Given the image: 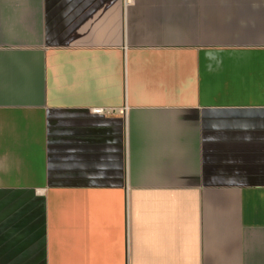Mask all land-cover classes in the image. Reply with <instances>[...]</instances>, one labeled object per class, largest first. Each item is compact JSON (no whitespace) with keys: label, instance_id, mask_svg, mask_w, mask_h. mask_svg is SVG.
<instances>
[{"label":"crops","instance_id":"0c3cea01","mask_svg":"<svg viewBox=\"0 0 264 264\" xmlns=\"http://www.w3.org/2000/svg\"><path fill=\"white\" fill-rule=\"evenodd\" d=\"M0 264H264V0H0Z\"/></svg>","mask_w":264,"mask_h":264},{"label":"built area","instance_id":"2783aa9c","mask_svg":"<svg viewBox=\"0 0 264 264\" xmlns=\"http://www.w3.org/2000/svg\"><path fill=\"white\" fill-rule=\"evenodd\" d=\"M133 0H124L125 4L128 5L132 2ZM94 112L97 114H104L105 110L103 108H95Z\"/></svg>","mask_w":264,"mask_h":264}]
</instances>
